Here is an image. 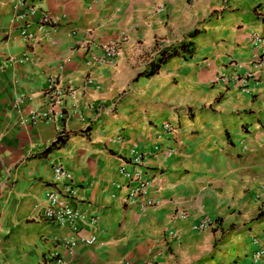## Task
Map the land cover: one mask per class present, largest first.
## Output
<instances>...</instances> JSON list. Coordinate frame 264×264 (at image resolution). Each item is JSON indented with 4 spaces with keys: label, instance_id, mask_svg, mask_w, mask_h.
Here are the masks:
<instances>
[{
    "label": "crops",
    "instance_id": "crops-1",
    "mask_svg": "<svg viewBox=\"0 0 264 264\" xmlns=\"http://www.w3.org/2000/svg\"><path fill=\"white\" fill-rule=\"evenodd\" d=\"M14 3L0 0V264H40L52 253L64 264H264L250 258L253 238H264V75L247 90L212 82L264 61V0H37L58 19L54 43H23ZM110 40L119 41L114 62L91 61ZM180 41L190 42V57L141 75ZM49 78L74 99L48 111ZM31 112L48 120L33 123ZM164 122L180 139L168 157ZM62 133L64 144L49 148ZM134 152L144 177L155 178L148 194L158 204L143 210L125 202L122 173L135 170ZM56 164L95 225L71 231L36 219L44 191L60 186ZM204 220L208 228L194 229ZM89 235L98 244L60 245Z\"/></svg>",
    "mask_w": 264,
    "mask_h": 264
},
{
    "label": "built area",
    "instance_id": "built-area-1",
    "mask_svg": "<svg viewBox=\"0 0 264 264\" xmlns=\"http://www.w3.org/2000/svg\"><path fill=\"white\" fill-rule=\"evenodd\" d=\"M37 0H15L12 5V10L19 9L21 14L16 15V19L21 21L20 27H18L15 33L23 43L48 41L54 43L52 39L57 30V18L52 17L49 13L39 10L36 4ZM36 19L34 20V17ZM33 29V31H32ZM35 29V31H34ZM35 32H39L40 36H37ZM253 44L260 46L263 43L262 38L254 37L252 39ZM79 48L88 50L91 46L85 43H78ZM99 55H89V59L93 62L100 64H111L116 59L119 51V41L110 40L99 46ZM264 75V61L256 58L249 63L247 70L240 76H233L228 80V77H219L212 82L217 81L231 83L232 88L237 90H247L249 84H257ZM42 102L48 111L56 104L59 103L64 97L74 99L73 91L69 88L60 87L55 79L49 78L45 83L41 92ZM24 95H20L15 99L13 107L16 108L17 104H20ZM31 122L36 123L46 122L48 118L45 113H29L27 117ZM22 121V119L20 120ZM163 132L167 135V141L169 145L164 148L162 152L166 157L175 153L177 146L180 143L178 137V129L176 126L171 125L169 122H164L161 125ZM247 151L246 145L242 142L238 143V152L245 153ZM142 161V154L135 153L131 158V165L135 167L134 171L123 172L127 180V192L125 202L127 204L138 203V208L143 210L148 207H154L158 204V200L149 196V188L154 182L153 176L144 177V173L138 168ZM52 180L59 181L60 186L56 188H47L44 191L43 203L41 206H35L37 210L36 219L48 223L50 225H56L59 227L66 226L71 231L76 230L77 224H85L86 226L95 225V219L87 216L78 206L75 200V188L71 185L72 176L61 165L56 164L51 169ZM183 218V214L179 215ZM211 225L210 222L204 220L199 225H196L194 229L204 230ZM255 249L252 251L250 258L251 261L257 262L264 256V238H253ZM77 244L84 246H92L98 244V241L94 235L87 237H77L70 241H60V245L66 249H71ZM40 264H64V260L57 254H48ZM119 264H134L129 261H122ZM140 264H155L147 261Z\"/></svg>",
    "mask_w": 264,
    "mask_h": 264
},
{
    "label": "trees",
    "instance_id": "trees-1",
    "mask_svg": "<svg viewBox=\"0 0 264 264\" xmlns=\"http://www.w3.org/2000/svg\"><path fill=\"white\" fill-rule=\"evenodd\" d=\"M264 21V19H262ZM198 34V31L192 30L191 32L186 34V38L194 37ZM158 56L156 59H154L150 63V70L147 73H141L143 76H151L155 73H157L158 68L165 63V61L170 58V57H175V56H183L187 54L188 57L191 56L192 49L190 42H184L180 41L176 44L167 46L165 48H162L158 52ZM217 101V99H216ZM67 134L62 133L56 137L54 142L50 145L49 148H58L62 144H64L65 140L67 139ZM262 218V212H258L256 216L253 218V220H259Z\"/></svg>",
    "mask_w": 264,
    "mask_h": 264
}]
</instances>
